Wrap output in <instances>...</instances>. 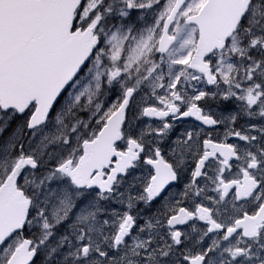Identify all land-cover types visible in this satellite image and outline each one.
<instances>
[{
	"label": "snow or ice",
	"instance_id": "snow-or-ice-1",
	"mask_svg": "<svg viewBox=\"0 0 264 264\" xmlns=\"http://www.w3.org/2000/svg\"><path fill=\"white\" fill-rule=\"evenodd\" d=\"M0 264H264V0H0Z\"/></svg>",
	"mask_w": 264,
	"mask_h": 264
},
{
	"label": "flooded vegetation",
	"instance_id": "flooded-vegetation-1",
	"mask_svg": "<svg viewBox=\"0 0 264 264\" xmlns=\"http://www.w3.org/2000/svg\"><path fill=\"white\" fill-rule=\"evenodd\" d=\"M182 126H187V124H184V125H182Z\"/></svg>",
	"mask_w": 264,
	"mask_h": 264
}]
</instances>
